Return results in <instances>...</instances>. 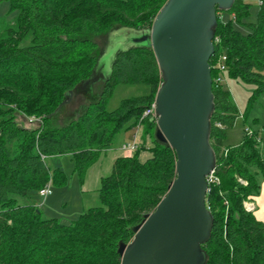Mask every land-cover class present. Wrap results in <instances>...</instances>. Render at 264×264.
I'll list each match as a JSON object with an SVG mask.
<instances>
[{"label":"trees","instance_id":"obj_1","mask_svg":"<svg viewBox=\"0 0 264 264\" xmlns=\"http://www.w3.org/2000/svg\"><path fill=\"white\" fill-rule=\"evenodd\" d=\"M2 1L17 15L0 30V264H121L120 244L133 240L166 195L177 157L157 140L156 120L144 117L162 83L152 48L119 50L102 90L94 92L95 69L111 33L150 29L168 0ZM249 7L236 0L231 9L217 10L210 142L220 183L207 193L214 224L202 264H264V222L244 206L264 183V138L246 130L240 144H225L240 110L230 89L216 81L225 55V76L254 87L245 118L264 93V0L256 21L245 23ZM119 85L142 90L110 110ZM138 126L144 129L138 149L118 157L101 179V205L69 224L43 216L34 198L50 183L66 184L64 155L83 181L116 137ZM145 150L152 155L142 161Z\"/></svg>","mask_w":264,"mask_h":264},{"label":"water","instance_id":"obj_2","mask_svg":"<svg viewBox=\"0 0 264 264\" xmlns=\"http://www.w3.org/2000/svg\"><path fill=\"white\" fill-rule=\"evenodd\" d=\"M235 1L168 0L150 29L121 30L135 34L134 41L128 38L133 42L128 47L147 46L154 52L162 76L154 102L155 136L177 157L176 177L166 195L135 228L133 240L120 244L121 264L204 261L202 245L209 241L214 224L207 206V176L217 165L210 142L215 112L210 59L215 52L217 10L227 11ZM99 67L100 62L94 84L109 76L101 74Z\"/></svg>","mask_w":264,"mask_h":264},{"label":"rangeland","instance_id":"obj_3","mask_svg":"<svg viewBox=\"0 0 264 264\" xmlns=\"http://www.w3.org/2000/svg\"><path fill=\"white\" fill-rule=\"evenodd\" d=\"M249 7V15L244 18L245 23L255 22L259 13V0H246ZM17 11L11 9L8 1L0 2V30L5 25L14 20ZM128 38L135 40V34L128 35L125 31H117L111 35L107 54L100 61L101 74L106 77L111 72V65L115 54L118 50L128 47L133 42H128ZM226 77V76H225ZM105 77H102L95 83L94 92L102 90ZM223 84L230 89L233 94L239 110L240 116L236 124L230 128L225 138V144L237 145L244 138L246 130L255 132L261 138H264V93L255 101L247 114L243 117L249 104V98L253 93V85L244 83L243 81L224 78ZM141 86L137 85H119L112 98L109 101V109L114 110L120 102L127 97L140 94ZM30 122V121H29ZM144 129L139 130V138L142 141ZM135 130L119 134L114 140L112 147L104 151L100 158L88 169L84 180H80L78 173L74 171V161L70 155L62 157V163L65 170V185H56L50 183L52 193L47 197L41 195L34 198L38 203L43 216L46 218H58L62 223L69 224L79 218V216L90 207L101 205L98 189L101 185V177L111 174L113 169V156H119L124 142L128 143L134 137ZM148 145L152 146L151 139H148ZM151 152L145 150L140 154L142 161L151 157ZM20 204L26 203L23 197L17 196Z\"/></svg>","mask_w":264,"mask_h":264},{"label":"built area","instance_id":"obj_4","mask_svg":"<svg viewBox=\"0 0 264 264\" xmlns=\"http://www.w3.org/2000/svg\"><path fill=\"white\" fill-rule=\"evenodd\" d=\"M226 56L222 55L219 58V61L216 65V69L219 71V75L216 78L217 82H223L226 72V65H225ZM150 116L151 118H156V112H155V103H153L149 108L146 109L144 113V117ZM30 122H33V119H30ZM219 126L220 124L217 123ZM141 129V126L137 127V131L135 132L134 139L131 142L124 143L122 145L121 150L125 155H133V153L138 149L139 145L141 144V140L139 138V130ZM247 131L251 134L250 130L247 129ZM228 150H225V153H227ZM217 168V166H216ZM216 168L211 172L210 175L207 176V181L210 186V184L214 183H220V178L216 174ZM239 181L242 184H246V181L242 178H239ZM209 190V189H208ZM52 193L50 184L46 185L43 189L40 190V195L42 197H47ZM244 206L246 211L248 212H254L256 210V204L252 200H247L244 202Z\"/></svg>","mask_w":264,"mask_h":264},{"label":"crops","instance_id":"obj_5","mask_svg":"<svg viewBox=\"0 0 264 264\" xmlns=\"http://www.w3.org/2000/svg\"><path fill=\"white\" fill-rule=\"evenodd\" d=\"M233 95V94H232ZM235 100V99H234ZM254 105V104H253ZM126 143V142H124ZM123 143V144H124ZM229 145V144H228ZM231 145V144H230ZM109 150V149H108ZM107 151V150H106ZM125 154L121 153L119 156H113V160L115 162V160L118 158V157H121V156H124ZM113 162V164H114ZM102 179V177L100 178ZM253 202H255L256 204V210L254 211L256 217L263 221L264 222V183L262 184V188H261V192L258 196H255L253 199H252Z\"/></svg>","mask_w":264,"mask_h":264}]
</instances>
